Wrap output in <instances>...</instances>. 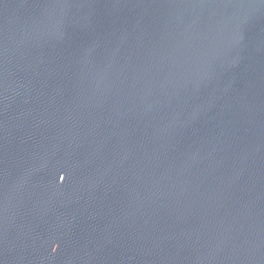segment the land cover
I'll return each instance as SVG.
<instances>
[{"label":"water","instance_id":"water-1","mask_svg":"<svg viewBox=\"0 0 264 264\" xmlns=\"http://www.w3.org/2000/svg\"><path fill=\"white\" fill-rule=\"evenodd\" d=\"M0 264H264V0H0Z\"/></svg>","mask_w":264,"mask_h":264}]
</instances>
